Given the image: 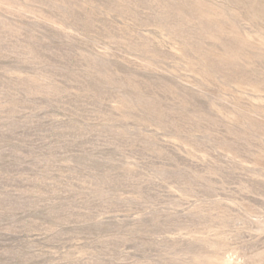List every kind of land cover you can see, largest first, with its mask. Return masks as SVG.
<instances>
[{"label":"rangeland","instance_id":"1","mask_svg":"<svg viewBox=\"0 0 264 264\" xmlns=\"http://www.w3.org/2000/svg\"><path fill=\"white\" fill-rule=\"evenodd\" d=\"M0 264H264V0H0Z\"/></svg>","mask_w":264,"mask_h":264}]
</instances>
